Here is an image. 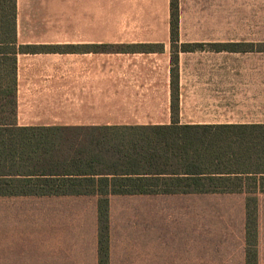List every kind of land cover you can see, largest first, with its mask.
Instances as JSON below:
<instances>
[{
  "label": "crops",
  "instance_id": "1",
  "mask_svg": "<svg viewBox=\"0 0 264 264\" xmlns=\"http://www.w3.org/2000/svg\"><path fill=\"white\" fill-rule=\"evenodd\" d=\"M16 48L21 128L264 127V0H179L178 32L171 0H16ZM158 202L204 217L181 251L189 264H247L246 196L235 194L111 197L109 264H164ZM0 264H99L97 198L0 199Z\"/></svg>",
  "mask_w": 264,
  "mask_h": 264
},
{
  "label": "trees",
  "instance_id": "2",
  "mask_svg": "<svg viewBox=\"0 0 264 264\" xmlns=\"http://www.w3.org/2000/svg\"><path fill=\"white\" fill-rule=\"evenodd\" d=\"M171 31H179V0H171ZM2 42L11 45L0 49V199L96 197L99 264H109L111 197L245 195L247 264H257L264 127L174 124L108 135L21 128L15 124L16 0H0Z\"/></svg>",
  "mask_w": 264,
  "mask_h": 264
},
{
  "label": "rangeland",
  "instance_id": "3",
  "mask_svg": "<svg viewBox=\"0 0 264 264\" xmlns=\"http://www.w3.org/2000/svg\"><path fill=\"white\" fill-rule=\"evenodd\" d=\"M168 202H158L156 215V239L158 251L163 254L158 255V261L164 264H189L190 256L183 255V248L195 244L197 232L192 229L196 227V223H204V217L196 209H183L181 207H168ZM227 213L226 211H216L215 216L222 218L221 223H225L224 219L228 217H239V211L236 215ZM210 216V215H209ZM264 224V216L261 218ZM212 239V238H210ZM190 251L187 249L184 251Z\"/></svg>",
  "mask_w": 264,
  "mask_h": 264
}]
</instances>
